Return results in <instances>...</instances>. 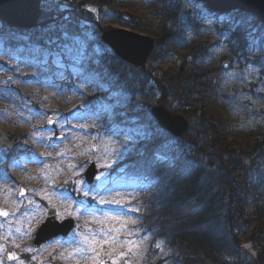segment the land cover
I'll list each match as a JSON object with an SVG mask.
<instances>
[{"label":"rangeland","instance_id":"374dc122","mask_svg":"<svg viewBox=\"0 0 264 264\" xmlns=\"http://www.w3.org/2000/svg\"><path fill=\"white\" fill-rule=\"evenodd\" d=\"M41 8L70 24L59 38L33 41L0 21V129L20 138L17 155L0 147V209L8 213L0 216V264H174L175 249L143 222L156 179L134 168L141 143L168 132L128 114L131 94L102 79L100 57L116 56L102 32L127 29L152 38L154 56L144 71L191 70L207 79L200 98L205 117L239 154L264 137V26L253 16L243 25L239 11L213 14L193 0H42ZM159 99L156 88L147 94L148 112L162 104L185 116L193 132L202 128L198 113L185 115L187 107ZM188 130L169 135L188 143ZM153 160L170 157L158 152ZM91 163L96 174L89 186ZM49 208L56 221L71 218L74 226L35 246ZM259 229L264 237V225ZM247 235L241 244L254 252ZM8 248L19 257L5 259Z\"/></svg>","mask_w":264,"mask_h":264},{"label":"trees","instance_id":"16d2710c","mask_svg":"<svg viewBox=\"0 0 264 264\" xmlns=\"http://www.w3.org/2000/svg\"><path fill=\"white\" fill-rule=\"evenodd\" d=\"M169 13L172 17L177 12L172 9ZM238 15L243 25L251 16L242 11ZM81 19L89 20L85 15ZM69 26L67 20L58 21L41 8L36 27L9 26V30L43 42L59 38L61 28L67 30ZM99 65L102 79L111 88L131 94L125 110L142 124L152 128L158 125L144 102L155 88L161 103L171 98L188 108L185 115L190 110L198 113L202 128L193 132L189 126L190 133L183 136H193L188 143L180 138L176 141L163 131L151 134L141 143L142 152L134 167L156 179L147 197L143 222L147 230L175 249L174 264H264V237L258 233L264 225V137L254 139L239 151L240 156L233 151L213 121L205 117L200 98L208 91L209 82L194 71H157L153 75L114 55L100 57ZM149 79L154 85H148ZM158 152L169 156L170 161L155 162ZM246 233L254 253L241 244Z\"/></svg>","mask_w":264,"mask_h":264},{"label":"water","instance_id":"95a60500","mask_svg":"<svg viewBox=\"0 0 264 264\" xmlns=\"http://www.w3.org/2000/svg\"><path fill=\"white\" fill-rule=\"evenodd\" d=\"M193 1L205 4L213 14L232 11L249 13L264 26V0ZM41 4L42 0H0V19L10 27L32 29L37 26L40 20ZM101 37L120 59L135 67L142 68V70L145 69V63L154 48L152 38L127 29H107L102 32ZM226 65L227 62H224L222 67H226ZM149 112L156 120L158 126L174 137H179L188 130L189 122L186 117L182 114L171 112L162 104L151 106ZM19 145L20 138L16 133L0 129V147H5L9 153L17 155ZM95 174V164L91 163L85 172V178L89 186L93 184ZM21 191H23V194L25 193V190L20 187L19 195H21ZM55 215L56 211L49 208L44 222L35 232L33 239L35 246L58 235L66 236L73 228L74 223L71 218L58 222L55 220ZM245 246L249 248L248 244H245ZM13 254L16 259L19 257L13 249L8 248L4 253V257L8 261H13L15 259L9 258Z\"/></svg>","mask_w":264,"mask_h":264},{"label":"snow or ice","instance_id":"6c2138e0","mask_svg":"<svg viewBox=\"0 0 264 264\" xmlns=\"http://www.w3.org/2000/svg\"><path fill=\"white\" fill-rule=\"evenodd\" d=\"M89 10H92V9H89ZM64 35H65V38H67V33H65ZM80 56H81V57L84 56V51H83V49H82L81 52H80ZM43 63H44L45 65L47 64V54H46V56H45V59H44ZM54 63H55V65H56L57 67H60V68H63V67H64V65L60 62L59 57H57V59L54 61ZM73 71H75V69H73ZM49 123H52V121L50 120ZM105 166H107V165H105ZM97 179H99V176L97 177ZM21 194H23V191H21ZM85 195H87V193H86ZM7 215H8V213H7L6 211H2V210H0V216H7ZM104 242L107 243V241H104ZM9 258H10V259H16V257H15L14 254H13V255H10ZM100 264H103V262L101 261ZM112 264H117L116 260H113Z\"/></svg>","mask_w":264,"mask_h":264},{"label":"bare ground","instance_id":"6f19581e","mask_svg":"<svg viewBox=\"0 0 264 264\" xmlns=\"http://www.w3.org/2000/svg\"><path fill=\"white\" fill-rule=\"evenodd\" d=\"M93 207H95V206H90L89 208H93Z\"/></svg>","mask_w":264,"mask_h":264}]
</instances>
